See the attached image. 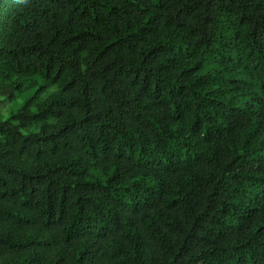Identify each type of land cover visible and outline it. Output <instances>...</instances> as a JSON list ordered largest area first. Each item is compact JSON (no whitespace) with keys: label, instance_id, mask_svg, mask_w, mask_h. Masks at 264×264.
<instances>
[{"label":"trees","instance_id":"16d2710c","mask_svg":"<svg viewBox=\"0 0 264 264\" xmlns=\"http://www.w3.org/2000/svg\"><path fill=\"white\" fill-rule=\"evenodd\" d=\"M25 87L0 264H264V0H0Z\"/></svg>","mask_w":264,"mask_h":264},{"label":"rangeland","instance_id":"374dc122","mask_svg":"<svg viewBox=\"0 0 264 264\" xmlns=\"http://www.w3.org/2000/svg\"><path fill=\"white\" fill-rule=\"evenodd\" d=\"M47 90L41 97L45 96V94L48 92ZM31 94V90H29L27 87L23 89L22 92L16 93L13 98L8 96H0V112L3 115L4 118L8 117L10 112L15 111L24 101L25 98H27ZM38 127V124H31L22 126V132L28 133V132H34Z\"/></svg>","mask_w":264,"mask_h":264}]
</instances>
